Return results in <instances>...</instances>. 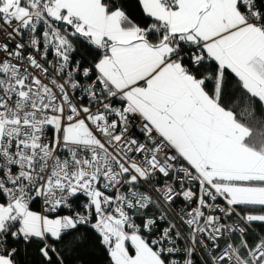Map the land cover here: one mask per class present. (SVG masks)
Listing matches in <instances>:
<instances>
[{"label":"snow or ice","instance_id":"1","mask_svg":"<svg viewBox=\"0 0 264 264\" xmlns=\"http://www.w3.org/2000/svg\"><path fill=\"white\" fill-rule=\"evenodd\" d=\"M0 264H264V0H0Z\"/></svg>","mask_w":264,"mask_h":264}]
</instances>
